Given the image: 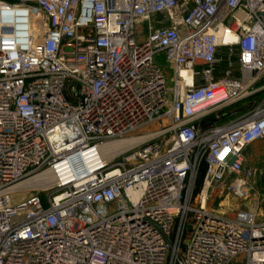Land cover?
<instances>
[{
  "label": "built area",
  "instance_id": "obj_1",
  "mask_svg": "<svg viewBox=\"0 0 264 264\" xmlns=\"http://www.w3.org/2000/svg\"><path fill=\"white\" fill-rule=\"evenodd\" d=\"M256 142L264 0H0V264H264Z\"/></svg>",
  "mask_w": 264,
  "mask_h": 264
},
{
  "label": "rangeland",
  "instance_id": "obj_2",
  "mask_svg": "<svg viewBox=\"0 0 264 264\" xmlns=\"http://www.w3.org/2000/svg\"><path fill=\"white\" fill-rule=\"evenodd\" d=\"M154 63L161 69L165 77L166 86L172 87V78L174 76L170 64L161 54H156ZM253 104L251 101H242L226 108L219 114V118H213L211 124L227 123L235 117L245 114L251 109ZM245 166L250 168L253 172V187L254 192L250 193L247 200H240L234 198L232 195L220 197L213 193L212 197L206 205V209L210 212L217 213L225 218H233L240 211H245L249 208L258 207L259 218L257 221L264 219V143L256 142L247 147L244 151ZM262 217V218H261ZM189 233V232H188ZM188 236V234L186 235ZM230 264H241L239 258L233 259Z\"/></svg>",
  "mask_w": 264,
  "mask_h": 264
},
{
  "label": "trees",
  "instance_id": "obj_3",
  "mask_svg": "<svg viewBox=\"0 0 264 264\" xmlns=\"http://www.w3.org/2000/svg\"><path fill=\"white\" fill-rule=\"evenodd\" d=\"M213 119V117H209L207 118L206 120L202 121L200 123V126L201 127H204V126H208V125H211V120ZM202 177H203V173H202V169H200L198 175H197V178H196V188L198 189L199 186L201 185V182H202Z\"/></svg>",
  "mask_w": 264,
  "mask_h": 264
},
{
  "label": "bare ground",
  "instance_id": "obj_4",
  "mask_svg": "<svg viewBox=\"0 0 264 264\" xmlns=\"http://www.w3.org/2000/svg\"><path fill=\"white\" fill-rule=\"evenodd\" d=\"M121 148H123V145L121 143L114 144V145L112 144L111 146H108V149H121ZM102 152H104V148L102 149ZM35 181L36 180H33V181H30L29 183L35 185Z\"/></svg>",
  "mask_w": 264,
  "mask_h": 264
}]
</instances>
